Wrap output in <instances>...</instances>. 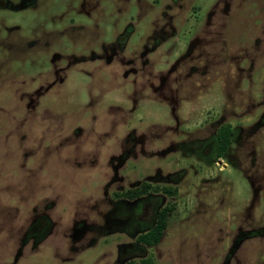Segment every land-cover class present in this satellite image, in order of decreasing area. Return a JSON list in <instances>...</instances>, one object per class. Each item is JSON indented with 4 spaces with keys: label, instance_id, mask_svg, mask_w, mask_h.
<instances>
[{
    "label": "rangeland",
    "instance_id": "374dc122",
    "mask_svg": "<svg viewBox=\"0 0 264 264\" xmlns=\"http://www.w3.org/2000/svg\"><path fill=\"white\" fill-rule=\"evenodd\" d=\"M146 259L264 264V0H0V264Z\"/></svg>",
    "mask_w": 264,
    "mask_h": 264
},
{
    "label": "trees",
    "instance_id": "16d2710c",
    "mask_svg": "<svg viewBox=\"0 0 264 264\" xmlns=\"http://www.w3.org/2000/svg\"><path fill=\"white\" fill-rule=\"evenodd\" d=\"M232 126L231 125H225L223 126L219 132H218V140H219V149L217 152V157L221 158L224 156V154L227 152L229 147L231 146L232 139ZM151 185H142V187L138 188L135 191H130L125 195V197L134 199L137 197H140L141 195L147 194L149 189H151ZM166 194L174 195L175 192H172L168 189H163ZM172 212V209L167 207L164 210H162L158 214V219L155 227L147 234L142 235L139 237L138 242L149 247L156 246L160 243L162 240L165 231L168 227V217L169 214ZM141 264H154L152 260L146 259L141 262Z\"/></svg>",
    "mask_w": 264,
    "mask_h": 264
},
{
    "label": "flooded vegetation",
    "instance_id": "af4514ba",
    "mask_svg": "<svg viewBox=\"0 0 264 264\" xmlns=\"http://www.w3.org/2000/svg\"><path fill=\"white\" fill-rule=\"evenodd\" d=\"M135 190H137V189H134V190H131V191H135ZM150 190V189H149ZM130 191H128V192H126L123 196L125 197V195L127 194V193H129ZM163 192H164V190H163ZM148 193H149V191H148ZM165 193V192H164ZM145 195V194H144ZM144 195H141L140 197H137V198H134V199H131V198H128V197H126L128 200H135V199H139V198H141L142 196H144ZM161 212V211H160ZM159 212V213H160ZM158 213V214H159ZM157 219H158V216H157ZM157 219H156V221H154L155 222V224H153L154 226L148 231V232H146V233H144V234H147V233H149L154 227H155V225H156V223H157ZM144 234H142V235H144ZM142 235H140L139 237H141ZM139 237H138V239H139ZM137 239V240H138ZM141 244V243H140Z\"/></svg>",
    "mask_w": 264,
    "mask_h": 264
}]
</instances>
